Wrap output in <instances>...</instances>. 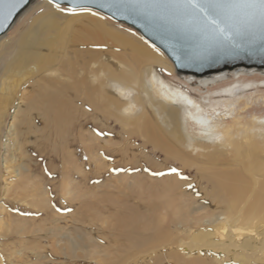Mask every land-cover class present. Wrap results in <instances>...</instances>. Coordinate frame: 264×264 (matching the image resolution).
Instances as JSON below:
<instances>
[{
  "label": "bare ground",
  "instance_id": "bare-ground-1",
  "mask_svg": "<svg viewBox=\"0 0 264 264\" xmlns=\"http://www.w3.org/2000/svg\"><path fill=\"white\" fill-rule=\"evenodd\" d=\"M168 61L99 19L64 16L48 0H34L0 37V136L18 89L25 85L28 91L2 149L4 171L17 178L6 197L28 200L49 218L44 181L52 172L57 185L49 184L59 193L66 164H77L86 151L96 155L94 121L112 122L129 141L136 138L150 148L123 167L139 175L119 181L125 198L113 228L127 230L126 263L161 254L174 264H264V115L257 111L264 107L258 88L264 80L219 89L229 78L264 77V70L192 78L177 74ZM17 147L20 160L37 164L18 169L12 157ZM150 155L165 165H149ZM36 174L42 180L35 182ZM19 233L30 238L29 231Z\"/></svg>",
  "mask_w": 264,
  "mask_h": 264
},
{
  "label": "rangeland",
  "instance_id": "rangeland-1",
  "mask_svg": "<svg viewBox=\"0 0 264 264\" xmlns=\"http://www.w3.org/2000/svg\"><path fill=\"white\" fill-rule=\"evenodd\" d=\"M92 13H95V15L85 13L76 16L85 15L99 19L108 28L123 33L131 39L140 41L148 49L167 59L159 49L150 44L132 28L117 23L96 11L92 10ZM62 14L71 17V15ZM28 21L29 18L22 22L20 20L14 30L9 32L7 39L13 38L19 28ZM163 73L170 78V74L167 71ZM238 78H229L227 82L220 84L225 86L219 89L240 87L241 82L247 88L253 80H264V77L256 75H245ZM246 79L248 80L247 82ZM173 83L185 88L175 78ZM26 88L27 86L23 85L18 89L16 100L8 108L2 120L3 125L0 136L1 145H3L0 147V164L2 165L0 177V264H174L172 259L166 258L161 254L156 259L148 258V260L144 261L141 257H137L132 262L130 261L131 263L125 262L124 253L125 248H127L125 246L129 245L125 237L127 230L117 228L120 231L122 230L120 232L113 228L116 225L115 223H117V216L115 214L118 213V204L121 208L124 202L123 199L125 198V188L123 189L125 184H120L119 181L123 177L129 178V181H131V177L139 175L136 169L127 167L125 170L123 167L134 160L130 159L131 157L147 155L150 148H142V143L139 139L133 138L129 141L126 134L112 122L106 123L103 120L99 121V119L94 121L99 128H97V133L95 131L90 133L94 136V139H98L95 141L97 147L99 144V147L102 148L99 150L96 149L97 147L93 148L91 153L101 156L95 155L93 157L86 151L80 154V159L76 162L77 164L69 161L65 166L66 174L59 193H57V187H54L57 185V180L53 177L52 172L47 180L44 181L47 184H45L48 193L47 206L49 207L48 212L51 214L49 218L43 216L42 212L28 206L30 202L28 200L25 202H15L12 200V197H6V188L11 187L17 181V178L16 176H11L13 178L9 177L6 171H4L3 167L5 164L3 159L6 153L2 149L8 142V136L10 135L8 133L15 122L19 107L25 104L22 100V95L25 92L28 94V91H25ZM258 88L264 91V84L259 85ZM257 111L258 114L264 115V107L257 108ZM86 145L91 147L93 144L86 142ZM125 146L130 149L127 156L119 153L122 149L126 148ZM105 149L114 153L107 154L105 153ZM13 153L12 157L15 160L13 162L18 166V169L21 166L26 167L30 165L29 167H32L37 164L35 160L30 161V163L27 162V159H24L25 161L23 159L20 160V150L18 147ZM149 157L151 160L149 165L152 163L165 165L162 162V157L157 155H150ZM68 174L71 175L70 178ZM34 177L35 182H38V180H42L43 176L42 174H36ZM163 177L161 176L158 179H162ZM150 178H154V176ZM49 183H52L54 186ZM111 197L117 198L118 203L116 205L111 202ZM220 218L222 219V216ZM40 230H44L45 232L43 231L44 233H42ZM21 231L31 232L30 238H27V236L21 237L19 233ZM35 236H45V238L40 242H34ZM10 237L14 238L9 239ZM18 239L22 240L19 241ZM165 251L162 250L161 253L163 254Z\"/></svg>",
  "mask_w": 264,
  "mask_h": 264
},
{
  "label": "water",
  "instance_id": "water-1",
  "mask_svg": "<svg viewBox=\"0 0 264 264\" xmlns=\"http://www.w3.org/2000/svg\"><path fill=\"white\" fill-rule=\"evenodd\" d=\"M28 0L0 27V37L5 35L18 16L33 2ZM61 6H71L68 0H56ZM91 10L101 13L117 23L124 24L159 49L172 63L177 74L202 78L208 75L235 70H264V40L258 30L245 31L234 43L206 46L201 38L183 32L175 23L152 20L143 12L127 10L117 0H94Z\"/></svg>",
  "mask_w": 264,
  "mask_h": 264
},
{
  "label": "snow or ice",
  "instance_id": "snow-or-ice-1",
  "mask_svg": "<svg viewBox=\"0 0 264 264\" xmlns=\"http://www.w3.org/2000/svg\"><path fill=\"white\" fill-rule=\"evenodd\" d=\"M28 0H0V27ZM61 13L76 16L92 13L94 0H68L71 6L61 7L56 0H48ZM127 10L143 12L152 20L175 23L189 34L198 35L206 46L234 43L245 31L258 30L264 40V0H117ZM191 103V101H188ZM171 173L180 175L176 168ZM163 172L153 175H164ZM181 179L187 177L181 176Z\"/></svg>",
  "mask_w": 264,
  "mask_h": 264
}]
</instances>
